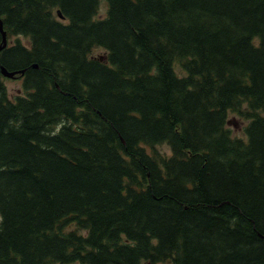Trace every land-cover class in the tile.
Returning <instances> with one entry per match:
<instances>
[{"label":"trees","instance_id":"16d2710c","mask_svg":"<svg viewBox=\"0 0 264 264\" xmlns=\"http://www.w3.org/2000/svg\"><path fill=\"white\" fill-rule=\"evenodd\" d=\"M0 19L23 70L14 98L0 73V264H264V0H0Z\"/></svg>","mask_w":264,"mask_h":264},{"label":"rangeland","instance_id":"374dc122","mask_svg":"<svg viewBox=\"0 0 264 264\" xmlns=\"http://www.w3.org/2000/svg\"><path fill=\"white\" fill-rule=\"evenodd\" d=\"M106 14V5L104 2H101L99 5L98 9V17H103ZM21 41H23L25 44L27 43V40L23 37L20 38ZM14 41V38H10L7 40V44H10L11 42ZM104 50L100 47H96L92 50V55L94 56H102L104 54ZM176 72L178 74H181L180 69L176 68ZM4 83L6 86L7 93L10 98H14L15 95L20 94L22 92V86H21V79L18 77H4ZM247 120H245L242 117H239L235 113L230 112L227 116V127L230 129V132L232 136L234 137H240V138H245L243 128L246 125ZM161 151H168L169 152V147L166 144H162L158 146Z\"/></svg>","mask_w":264,"mask_h":264},{"label":"water","instance_id":"95a60500","mask_svg":"<svg viewBox=\"0 0 264 264\" xmlns=\"http://www.w3.org/2000/svg\"><path fill=\"white\" fill-rule=\"evenodd\" d=\"M57 15L60 18H62V15H61V13H60L59 10H57ZM0 33H1V42H0V51H1L7 45V37H6L5 31L3 30V25H2L1 19H0ZM34 67H35V65H34ZM0 73L4 77H10V78H12L17 73L22 74L23 73V70L8 71L3 65H0Z\"/></svg>","mask_w":264,"mask_h":264}]
</instances>
